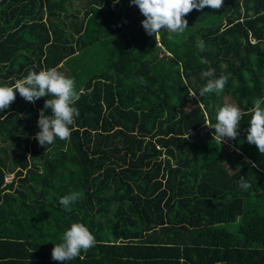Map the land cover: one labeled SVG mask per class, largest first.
Returning <instances> with one entry per match:
<instances>
[{
	"label": "trees",
	"instance_id": "obj_1",
	"mask_svg": "<svg viewBox=\"0 0 264 264\" xmlns=\"http://www.w3.org/2000/svg\"><path fill=\"white\" fill-rule=\"evenodd\" d=\"M135 10L145 19L130 0H0V85L67 64L80 96L70 138L46 146L50 97L17 92L0 112V264H264V155L246 139L264 98V0L194 9L182 34L157 36L132 26ZM209 68L227 82L202 97ZM226 94L243 113L237 138L193 139ZM72 223L95 246L53 260Z\"/></svg>",
	"mask_w": 264,
	"mask_h": 264
},
{
	"label": "clouds",
	"instance_id": "obj_2",
	"mask_svg": "<svg viewBox=\"0 0 264 264\" xmlns=\"http://www.w3.org/2000/svg\"><path fill=\"white\" fill-rule=\"evenodd\" d=\"M119 3V0H114ZM131 5L139 8L145 19L142 25L148 35L157 36L161 30L182 34L189 26L185 17L194 9L203 10L209 7L219 10L223 7L224 0H130ZM204 49L203 43L197 45ZM201 75L207 78L205 86L199 89L200 96L216 93L219 95L225 88L227 77L221 75L215 78V70L209 68L202 71ZM185 86L190 97L196 96L191 87L185 81ZM27 102L35 103L41 97L48 96L44 106L40 109L38 127L35 139L39 144L46 146L55 142L56 138L67 140L71 136L75 118L79 116V109L75 107L80 99L75 90V82L70 77L59 72L56 68L30 71L26 77L18 79L11 86L0 85V112L10 108L16 100V93ZM200 104V103H199ZM254 107L249 110L251 119L247 129V142L256 145L259 153L264 155V98H256L253 101ZM203 107V105H200ZM51 109V114L46 110ZM243 113L234 104H224L216 109L215 123L207 116L204 124L215 129L213 139L224 142L225 138L235 140L239 135L238 129ZM251 166L255 167L254 162ZM13 175H7L10 181ZM239 186L248 189L251 185L241 176ZM79 192H71L60 198V204L71 211L70 204L80 198ZM62 243L56 244L52 250V259L60 262L71 261L81 255V252L88 251L96 244L94 234L83 223H72L71 227L63 233Z\"/></svg>",
	"mask_w": 264,
	"mask_h": 264
},
{
	"label": "rangeland",
	"instance_id": "obj_3",
	"mask_svg": "<svg viewBox=\"0 0 264 264\" xmlns=\"http://www.w3.org/2000/svg\"><path fill=\"white\" fill-rule=\"evenodd\" d=\"M77 7V6H76ZM131 20H132V26H137V25H140L142 24V21L144 19H141L140 18V15L139 13L135 10L132 12L131 14ZM57 70L63 74H65L67 77L70 75L71 73V70L69 69V65L67 64H64L60 67L57 68ZM196 98H199V96H195ZM224 102L227 103V104H235V101L231 98V96L229 94H226L224 96ZM209 130V127H207L206 125L202 126L196 133H193L192 134V138L193 139H198V138H201V139H204L205 137V134L207 133V131ZM231 172H233L235 170V167L234 166H231L230 168ZM100 217L97 218V220L99 219Z\"/></svg>",
	"mask_w": 264,
	"mask_h": 264
}]
</instances>
